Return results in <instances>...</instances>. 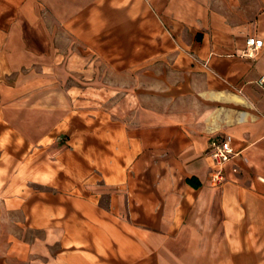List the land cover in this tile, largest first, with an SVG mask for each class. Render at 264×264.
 I'll use <instances>...</instances> for the list:
<instances>
[{"label": "crops", "instance_id": "0c3cea01", "mask_svg": "<svg viewBox=\"0 0 264 264\" xmlns=\"http://www.w3.org/2000/svg\"><path fill=\"white\" fill-rule=\"evenodd\" d=\"M262 79L264 0H0V264H264Z\"/></svg>", "mask_w": 264, "mask_h": 264}, {"label": "built area", "instance_id": "2783aa9c", "mask_svg": "<svg viewBox=\"0 0 264 264\" xmlns=\"http://www.w3.org/2000/svg\"><path fill=\"white\" fill-rule=\"evenodd\" d=\"M246 49L244 54L248 57H254L257 52L262 48L263 41L259 38L250 36L246 38ZM260 83L264 85V79L260 80ZM210 154L218 167V170L211 175V182L216 185L223 181L224 176L222 167L229 162L233 156L236 155L231 147V138L226 136L222 140H216L210 144Z\"/></svg>", "mask_w": 264, "mask_h": 264}, {"label": "rangeland", "instance_id": "374dc122", "mask_svg": "<svg viewBox=\"0 0 264 264\" xmlns=\"http://www.w3.org/2000/svg\"><path fill=\"white\" fill-rule=\"evenodd\" d=\"M91 75H94L93 72H91ZM96 83L95 77L91 79V83ZM91 98H96V96H91Z\"/></svg>", "mask_w": 264, "mask_h": 264}]
</instances>
